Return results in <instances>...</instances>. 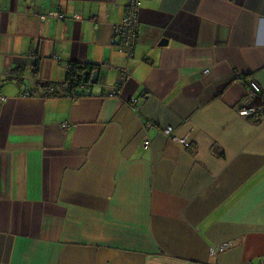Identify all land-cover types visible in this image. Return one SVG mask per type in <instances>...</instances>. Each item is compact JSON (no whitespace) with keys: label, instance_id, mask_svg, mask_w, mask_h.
Here are the masks:
<instances>
[{"label":"crops","instance_id":"crops-1","mask_svg":"<svg viewBox=\"0 0 264 264\" xmlns=\"http://www.w3.org/2000/svg\"><path fill=\"white\" fill-rule=\"evenodd\" d=\"M128 1L0 0V264H259L264 0H143L130 61Z\"/></svg>","mask_w":264,"mask_h":264},{"label":"built area","instance_id":"built-area-1","mask_svg":"<svg viewBox=\"0 0 264 264\" xmlns=\"http://www.w3.org/2000/svg\"><path fill=\"white\" fill-rule=\"evenodd\" d=\"M143 4V0H129L128 5L126 7L125 15L123 18V21L121 24L115 26V35L118 38V46H119V51L125 55V58L127 61H130L134 57L135 53V48L138 43L139 39V14L140 10ZM50 16V15H48ZM48 16H43V20H47L49 17ZM56 16H60L63 18V15L56 14ZM76 19H79V17H76ZM96 68V67H95ZM98 68H102L105 70H109L110 67L109 65L106 66H101ZM121 75L125 81H128L130 79V73L128 72L127 68H122L121 69ZM255 94L260 93L261 89L256 86L252 85ZM88 86L82 82L81 86L79 87L81 92H85L87 90ZM119 87H116L113 91L108 93L109 97H118L119 96ZM26 96H30V92H26ZM69 97H72L71 95H68ZM1 100H5V98H1ZM132 105L137 106L138 100L137 99H131L129 101ZM239 114L242 117L246 118H253V119H258L261 120L264 117V103L263 104H256L254 103H249V100L244 104V106L239 109ZM165 133L175 142L180 143L184 147L188 148L190 147V142L185 139V138H180L176 135L173 134V128H167L165 130ZM151 145L150 141L147 140L144 143L145 148H148ZM231 246L230 243H227L223 246L220 247H215L210 250V255L211 256H216L221 252H224L227 248ZM213 264V263H209ZM246 264H254V263H246ZM259 264H264V261L261 260Z\"/></svg>","mask_w":264,"mask_h":264},{"label":"trees","instance_id":"trees-1","mask_svg":"<svg viewBox=\"0 0 264 264\" xmlns=\"http://www.w3.org/2000/svg\"><path fill=\"white\" fill-rule=\"evenodd\" d=\"M94 67V66H93ZM67 77L62 83H52L47 82L44 84V89L46 90V95L49 97H59L60 95L68 96L71 94L79 98L83 95V92L78 91V88L81 86L82 81L80 75H82L86 68H82L80 64L71 65L68 67ZM95 68V67H94ZM78 93V94H77ZM77 94V95H76Z\"/></svg>","mask_w":264,"mask_h":264},{"label":"water","instance_id":"water-1","mask_svg":"<svg viewBox=\"0 0 264 264\" xmlns=\"http://www.w3.org/2000/svg\"><path fill=\"white\" fill-rule=\"evenodd\" d=\"M166 39L162 40L161 44H166ZM36 51H34V57L36 56ZM36 60V59H35ZM82 68H86L87 65H81ZM94 67L98 68V67H101L100 65H94ZM22 69V72H26L27 71V66H24V67H21ZM100 69L97 70L96 73H94L93 75V80H92V84H97L99 83V79H100ZM91 76V71H85L82 75H80V78H81V81L84 83V84H89V78ZM88 86V85H87Z\"/></svg>","mask_w":264,"mask_h":264}]
</instances>
